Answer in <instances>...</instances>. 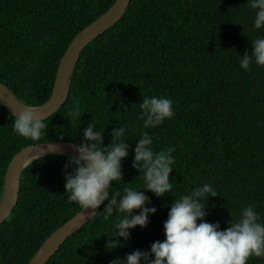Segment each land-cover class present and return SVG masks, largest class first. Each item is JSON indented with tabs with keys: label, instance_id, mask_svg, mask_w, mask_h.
<instances>
[{
	"label": "trees",
	"instance_id": "16d2710c",
	"mask_svg": "<svg viewBox=\"0 0 264 264\" xmlns=\"http://www.w3.org/2000/svg\"><path fill=\"white\" fill-rule=\"evenodd\" d=\"M113 2L0 0V82L25 105L45 103L69 43ZM253 18L247 0H131L120 21L81 53L67 100L46 119L39 141L16 135L14 117L0 104V198L17 152L48 141L79 144L91 122L105 127L104 146L113 129L128 130L123 181L113 183L110 193L142 187L132 149L143 132L153 138L154 151L176 149L172 190L160 198L145 193L151 201L146 206L157 209L146 228L131 230L122 247L109 252L105 243L116 217L104 219L105 202L47 264H109L135 250L149 251L165 238L173 201L204 183L218 194L208 199L206 222L223 230L249 204L264 221V67H239L240 56L251 55V40L264 36L253 29ZM144 95L171 98L174 117L144 129L137 119ZM76 100L81 117L73 121L68 110ZM68 158L45 156L21 173L18 201L0 225V264H28L43 241L80 211L65 193ZM248 264H264V258Z\"/></svg>",
	"mask_w": 264,
	"mask_h": 264
},
{
	"label": "clouds",
	"instance_id": "9594fccd",
	"mask_svg": "<svg viewBox=\"0 0 264 264\" xmlns=\"http://www.w3.org/2000/svg\"><path fill=\"white\" fill-rule=\"evenodd\" d=\"M247 3L254 11L253 29L264 30V0H247ZM251 47L250 56L247 51L240 56L239 67L243 71L249 70L252 63L264 67V36L251 40ZM139 108L137 119L144 129L157 128L175 115L173 100L163 95H144ZM38 111L23 106L14 115L12 131L26 140L39 141L46 135L47 124ZM68 116L73 121L80 120L78 100L73 102ZM104 129L89 123L83 130V140L73 145L76 155L68 158L62 171L68 201L94 214L89 219L107 202L102 212L104 219L116 217L113 232L105 243L111 252L122 247L121 242L130 238L131 230L146 228L148 217L156 213V207L146 206L151 201L145 193L160 198L172 190L169 177L175 163L172 153L176 149L169 146L154 151L153 138L143 132L132 149V167L139 172L142 187H119L110 193L113 183L123 181L122 161L129 155L128 130L113 129L109 133L110 143L104 146ZM217 195L208 183L180 195L169 206L163 223V241H154L149 251L135 250L123 259L110 260L109 264H248L252 257L264 258V221L253 204L242 207L238 218L235 221L231 218L223 230L219 223L205 221L208 199Z\"/></svg>",
	"mask_w": 264,
	"mask_h": 264
},
{
	"label": "water",
	"instance_id": "95a60500",
	"mask_svg": "<svg viewBox=\"0 0 264 264\" xmlns=\"http://www.w3.org/2000/svg\"><path fill=\"white\" fill-rule=\"evenodd\" d=\"M130 2L131 0H114L106 12L87 25L73 38L59 61L49 99L39 106H31L39 110L38 115L46 120L64 105L69 94L74 68L81 53L96 38L120 21L126 13ZM0 104L13 117L25 106L1 82ZM73 145L74 143L66 141L38 143L22 148L11 158L4 175L3 190L0 198V225L9 217L18 201L20 175L23 170L32 162L45 156H74L76 153L73 150ZM101 206L95 210V215ZM90 215L94 214L81 208L78 213L43 241L28 264H47L63 243L91 220L89 219Z\"/></svg>",
	"mask_w": 264,
	"mask_h": 264
}]
</instances>
